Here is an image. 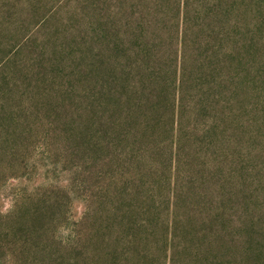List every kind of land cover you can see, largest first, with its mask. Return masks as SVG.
I'll return each mask as SVG.
<instances>
[{"label":"rangeland","instance_id":"rangeland-1","mask_svg":"<svg viewBox=\"0 0 264 264\" xmlns=\"http://www.w3.org/2000/svg\"><path fill=\"white\" fill-rule=\"evenodd\" d=\"M188 2L0 0L6 264H264V0Z\"/></svg>","mask_w":264,"mask_h":264},{"label":"trees","instance_id":"trees-1","mask_svg":"<svg viewBox=\"0 0 264 264\" xmlns=\"http://www.w3.org/2000/svg\"><path fill=\"white\" fill-rule=\"evenodd\" d=\"M174 1L178 2L177 13H176V16L174 17V20H176L179 16H181V21L177 22V24L180 27L179 42L181 46L183 47V51H184V48H186L188 45V39H187L188 30L190 29V26H191L190 23L186 26L184 25V17L189 18V15H190V8L188 5L189 2L188 0H174ZM183 74H185L184 69H183ZM156 80L161 82V79L159 77ZM167 89H168V85H167ZM163 91L166 92V89L163 88ZM4 220L5 219L1 220L0 218V240H1L0 250L1 248H4L5 246H9V244L11 243L8 239L9 238L8 236L11 235L12 227H10L8 224L1 225ZM125 221L127 222L126 229L129 230V232L131 233L133 237L131 242L135 243V247H133V251H136L139 254L140 259H141V262H139L138 264H174L173 262L174 257L168 251H166L164 256L161 255L162 256L161 257L160 255L156 254V252L153 249V246L151 249L150 247L146 246L144 248V251H139L136 249V247H138L144 240H148L150 236L153 235V231H152L153 216H152V212L150 209H149L148 216H146L145 218H142V222H139L135 217L125 219ZM178 227H179L178 222L175 221V224H173V228L177 229ZM171 228H172V225H170V229ZM148 231H151V233H149ZM14 234H15V231H14ZM165 240L167 241L168 237H166ZM99 257L104 258V260H106V262L110 264V262H113L114 260V253L112 250H109L105 254L99 253ZM2 258H3V255L0 256V264H6V262H4ZM187 258L188 260L186 261L185 264H211L209 262H204L205 257L200 258V259H195L194 257L188 256Z\"/></svg>","mask_w":264,"mask_h":264}]
</instances>
